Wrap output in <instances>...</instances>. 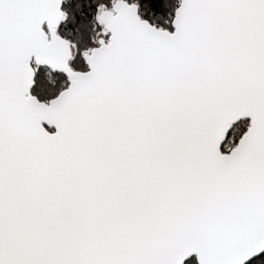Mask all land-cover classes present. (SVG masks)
I'll return each mask as SVG.
<instances>
[{
	"label": "snow or ice",
	"instance_id": "snow-or-ice-1",
	"mask_svg": "<svg viewBox=\"0 0 264 264\" xmlns=\"http://www.w3.org/2000/svg\"><path fill=\"white\" fill-rule=\"evenodd\" d=\"M0 264H264V0H0Z\"/></svg>",
	"mask_w": 264,
	"mask_h": 264
}]
</instances>
